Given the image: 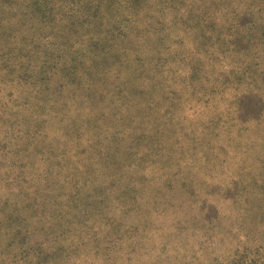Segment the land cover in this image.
I'll return each mask as SVG.
<instances>
[{
	"label": "trees",
	"instance_id": "16d2710c",
	"mask_svg": "<svg viewBox=\"0 0 264 264\" xmlns=\"http://www.w3.org/2000/svg\"><path fill=\"white\" fill-rule=\"evenodd\" d=\"M234 262L264 264V0H0V264Z\"/></svg>",
	"mask_w": 264,
	"mask_h": 264
},
{
	"label": "rangeland",
	"instance_id": "374dc122",
	"mask_svg": "<svg viewBox=\"0 0 264 264\" xmlns=\"http://www.w3.org/2000/svg\"><path fill=\"white\" fill-rule=\"evenodd\" d=\"M155 59V56H150V60H154ZM126 150V144L121 142V141H117L113 147L111 148L110 152H109V156L106 160V163L108 164V166H117L118 165V162H119V159L121 158V156L124 154ZM160 206V205H159ZM39 213L36 214L35 216H41V218H43L44 216V210L39 207ZM175 208L174 207H171V208H168V210H166V212H163L161 215H164V219L166 222H167V218L172 214V212H174ZM158 213V212H157ZM156 213V214H157ZM156 214L154 213L153 214V220H157L158 217L160 218L161 216H156ZM175 214V213H173ZM41 221L35 219V218H29L26 222L24 221L23 219V216H22V221L19 223V226L21 225V227L23 228L21 230V235L22 236L23 234H28L27 232L26 233H23L24 232V228H28L29 232L34 234L33 236H35V233H37V235H40L42 234L43 232V227L42 229L38 230L39 226H41L43 223L40 224ZM17 223L15 221L12 222V228L11 230L14 232V228H17ZM25 226V227H24ZM34 227L37 228V232H36V229H33ZM192 231H189V234L191 233ZM28 236V235H26ZM188 237V235H186ZM193 237H189L190 240H192ZM209 239L211 240L212 238V241H216L217 237H215L214 235L211 236H206L204 239ZM26 239V237H25ZM27 239H29V241H32V236H28ZM26 239V240H27ZM206 239V240H207ZM208 241V240H207ZM217 241H220L217 239ZM190 242H188V244H186V248H188L187 246H189ZM195 244V243H194ZM206 246L207 248H205L206 251H212L213 249H215V252L214 253H217L218 252V248L217 247V244L216 242L215 243H212V245L210 243H206ZM17 247V246H16ZM15 246H12L10 248L11 251H15L17 248ZM22 250V249H21ZM205 251V252H206ZM223 251L222 248H219V252ZM173 253V252H171ZM199 256H203L202 254V251H198L196 252ZM213 253V252H212ZM234 264H240V262H234Z\"/></svg>",
	"mask_w": 264,
	"mask_h": 264
}]
</instances>
